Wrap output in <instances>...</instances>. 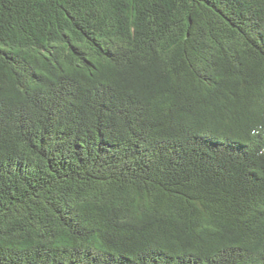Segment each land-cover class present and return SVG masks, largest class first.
<instances>
[{
	"label": "trees",
	"instance_id": "16d2710c",
	"mask_svg": "<svg viewBox=\"0 0 264 264\" xmlns=\"http://www.w3.org/2000/svg\"><path fill=\"white\" fill-rule=\"evenodd\" d=\"M0 264H264V0H0Z\"/></svg>",
	"mask_w": 264,
	"mask_h": 264
}]
</instances>
